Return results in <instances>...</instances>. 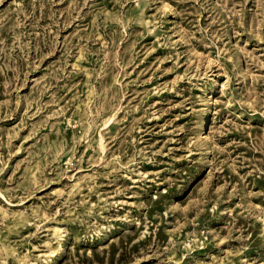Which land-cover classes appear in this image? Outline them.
I'll return each mask as SVG.
<instances>
[{
	"label": "rangeland",
	"instance_id": "rangeland-1",
	"mask_svg": "<svg viewBox=\"0 0 264 264\" xmlns=\"http://www.w3.org/2000/svg\"><path fill=\"white\" fill-rule=\"evenodd\" d=\"M0 264H264V0H0Z\"/></svg>",
	"mask_w": 264,
	"mask_h": 264
}]
</instances>
